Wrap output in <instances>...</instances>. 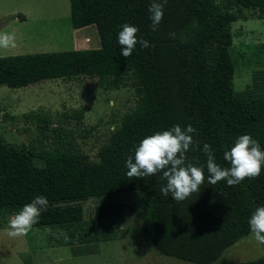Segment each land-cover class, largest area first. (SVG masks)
<instances>
[{
  "label": "trees",
  "instance_id": "1",
  "mask_svg": "<svg viewBox=\"0 0 264 264\" xmlns=\"http://www.w3.org/2000/svg\"><path fill=\"white\" fill-rule=\"evenodd\" d=\"M151 0H70L74 28L95 25L100 49L0 56V85L19 88L42 78L72 74L82 58L97 74L100 87H132L135 105L121 116L93 160L79 145L37 150L8 143L0 134V212L18 213L36 196H46L48 207L33 226H78L84 220L82 201L114 192H138L129 201L97 204L94 217L82 231L72 230L66 244L112 240L116 222L138 213L142 232L157 252L195 263H210L250 233L248 220L264 206V166L256 178L228 186L207 181L205 143L216 163L230 167L223 153L240 135L256 139L264 151V94L235 95V62L230 52L232 23L264 18V0H167L163 19L178 23L175 38L137 45L134 67L103 64V56L119 47L122 20L149 19ZM251 11V15L244 13ZM24 19L22 14L16 15ZM85 53H88L86 55ZM96 58V61L94 60ZM117 68V67H116ZM1 116V111H0ZM40 122L46 119L33 113ZM192 125L194 143L187 162L203 167L200 191L176 202L160 194L161 173L129 178L126 159L146 137L175 125ZM45 129L46 124L42 123ZM199 146V147H197ZM233 264H264V256Z\"/></svg>",
  "mask_w": 264,
  "mask_h": 264
},
{
  "label": "rangeland",
  "instance_id": "2",
  "mask_svg": "<svg viewBox=\"0 0 264 264\" xmlns=\"http://www.w3.org/2000/svg\"><path fill=\"white\" fill-rule=\"evenodd\" d=\"M244 13L251 15L249 10ZM18 14L24 19L17 17ZM125 23L138 28L137 45L140 38L148 42L173 39L175 35L170 33H179L180 26L163 19L158 31L153 32L150 19H129L121 21L120 31ZM3 33H14L16 46L0 48V56L64 50L89 52L101 48L95 25L82 28L71 25L70 0H0V34ZM120 47L103 56V64H115L113 69L134 67L135 49L125 58ZM230 52L235 62V95L264 94V18L235 20ZM87 58L91 57L82 60ZM82 60L69 75L42 78L19 88L0 85V134L8 143L40 150L69 146L72 142L97 160L100 146L119 124L121 116L135 105L136 92L132 87L116 90L100 87L96 73L105 68H90L91 61L85 64ZM33 113L46 121L33 118ZM42 123L46 124L45 129L41 128ZM137 198L138 192L131 191L90 197L81 202L84 220L78 226H33L27 235L19 237L7 235L8 221L15 213L0 212V264H233L264 256V245H259L251 233L210 263L160 254L144 236L138 213L116 222L115 239L86 244L64 242L70 231H82L94 217L97 204Z\"/></svg>",
  "mask_w": 264,
  "mask_h": 264
},
{
  "label": "clouds",
  "instance_id": "3",
  "mask_svg": "<svg viewBox=\"0 0 264 264\" xmlns=\"http://www.w3.org/2000/svg\"><path fill=\"white\" fill-rule=\"evenodd\" d=\"M167 0H151L149 5V19L151 29L158 31L163 20L164 7ZM118 34L120 54L128 58L132 55L137 43L138 28L130 24H123ZM174 36V33H170ZM142 48H148L149 42L139 39ZM15 34H0V48L15 47ZM196 129L192 125L182 128L173 126L170 130L156 132L144 138L135 149V155L126 159L127 176L142 178L162 174L165 184L160 185L159 191L164 197L181 202L193 193L200 191L205 182L203 167H197L187 162L186 153L190 150L193 133ZM199 147V146H197ZM202 152L206 155L207 181L211 185L219 181H226L228 186L240 184L246 178H256L261 174L264 166V151L260 144L251 135H240L233 147L223 153V159L229 162L230 167L222 168L216 163V158L210 144L205 143ZM46 196H36L31 203L23 206L22 210L10 217L7 235L10 237L25 236L39 220L43 211L47 210ZM250 233L259 245H264V206L258 207L248 220Z\"/></svg>",
  "mask_w": 264,
  "mask_h": 264
}]
</instances>
